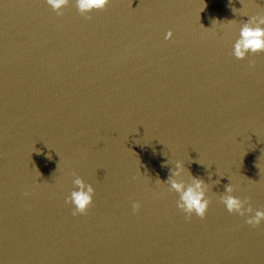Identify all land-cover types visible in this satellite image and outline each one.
Here are the masks:
<instances>
[{
    "label": "water",
    "instance_id": "95a60500",
    "mask_svg": "<svg viewBox=\"0 0 264 264\" xmlns=\"http://www.w3.org/2000/svg\"><path fill=\"white\" fill-rule=\"evenodd\" d=\"M232 6L111 0L85 18L0 0V264H264V222L218 200L231 182L264 208V53L232 56L239 23L205 29L247 19ZM167 159L219 178L204 219L155 183ZM73 174L95 189L83 215Z\"/></svg>",
    "mask_w": 264,
    "mask_h": 264
},
{
    "label": "clouds",
    "instance_id": "9594fccd",
    "mask_svg": "<svg viewBox=\"0 0 264 264\" xmlns=\"http://www.w3.org/2000/svg\"><path fill=\"white\" fill-rule=\"evenodd\" d=\"M110 2L111 0H45V3L57 15H61V10L68 6L69 3H72L77 12L85 18H90V14L93 12L103 10ZM238 2L242 7L236 8L232 6L230 7L231 12L234 16L239 14L247 17L246 20L238 22L236 19L223 21L213 19L211 28L205 29L224 31L232 29L239 23L231 54L237 60H244L258 53H264V7L258 8L254 13H250L244 6V0H238ZM261 3L264 4V0H261ZM229 5H233V0H229ZM172 35L173 33L168 31L165 33L164 39L169 40ZM249 66H252L251 61ZM162 166H170L168 177L163 182L157 178L155 183L166 185L169 192L176 194V207L186 218H191L194 215L204 219L210 203L208 193L210 190L212 191L214 184L220 183L219 178L212 181L210 186L204 179L193 176L183 161L170 162L167 159ZM73 176L72 184L74 187L66 196L65 203L72 206L73 216L83 215L93 203L95 189L91 184L85 183L79 176H75V174ZM209 179H211V174H209ZM233 193L234 187L230 182L224 186L223 192L218 196L219 203L224 206L227 213L243 217L244 223L251 227L260 226L264 222V208L254 209L247 197L241 199L239 196L233 195ZM213 194L215 193L213 192ZM139 207L140 204L138 202L132 204L133 211L138 210Z\"/></svg>",
    "mask_w": 264,
    "mask_h": 264
}]
</instances>
